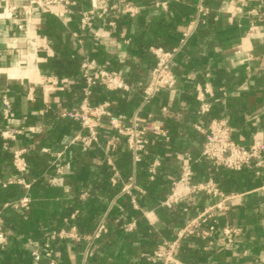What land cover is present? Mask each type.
Here are the masks:
<instances>
[{
  "label": "crops",
  "instance_id": "crops-1",
  "mask_svg": "<svg viewBox=\"0 0 264 264\" xmlns=\"http://www.w3.org/2000/svg\"><path fill=\"white\" fill-rule=\"evenodd\" d=\"M74 1H76V5L69 7L63 17L35 9L27 20L28 36H25L17 25L21 19L22 7L28 1L0 0V14L4 10H7L6 14H9L11 8H16L12 17H0V112L1 98L6 95L12 103L13 120L10 127L23 131L16 139L11 140L16 144L13 151L22 148L27 150L30 139L18 141V138L25 135L30 127L34 128L32 120H29L30 117L46 113L48 110H54L61 116L64 111H69L63 107L61 92L73 88L74 78L60 77L54 74L48 64L49 59L54 58L56 54L64 53L67 41H71L84 58L91 57L90 53L94 57L101 55V58L105 59V65H109L114 60L119 67L116 71H119L123 76L129 75L131 72L136 76V73L141 71L139 76L142 77L147 73V79L150 78L155 62L150 49L155 46H151L148 50L150 57L147 61L137 59L132 54L136 47L133 38L147 37L150 34V31L143 30L139 35L141 21L145 15L148 16L143 13L145 9L143 3L139 0H127L140 7L138 14L130 16L123 14L121 9L112 10L108 14L109 16L97 18L93 26L81 35L79 27L81 12L90 7L91 0ZM164 1H167V9H161L168 12V18L170 16L172 20H176L182 14L191 16L184 31L192 32L188 37L190 43L186 45V42L184 46L188 59L185 58L184 61L175 63V71L179 77L177 87L171 91L160 93V96L153 99L142 110V116L148 113L154 114L168 130L169 135L182 144L184 154L168 152V155L170 154L172 160L179 164H182L187 156L198 161L201 160L205 133L199 127L204 130L210 121L205 118V115L198 114L199 106L195 99V92L197 85L204 87L206 83L210 84L213 91V97L208 96V98L212 103L211 109L214 111L215 104L220 100L226 103L228 97L233 95L243 98V124L232 127L234 140L243 146H249L254 140L264 143V16L249 13L252 10L259 14L263 12L264 0H246L245 13L238 16H232V11L238 0ZM169 3H174V7L170 9ZM200 3L208 9V14L199 17L198 5ZM53 16L58 18L63 26L59 34L51 33L47 28L49 19ZM208 17L212 19L209 24ZM30 38L36 41L39 50L38 68L33 70L26 66L27 43ZM223 39L229 43L228 46L223 44ZM220 71L230 74L228 80L231 84L229 90L220 88V91H223L222 99L216 95L213 86L214 78ZM141 77L136 82L140 83ZM134 91L137 92L136 89ZM134 91H123L122 93L128 95ZM31 94L33 100L29 98ZM138 95L140 96L139 92ZM163 107L167 108L165 112H162ZM224 109L226 112L227 107ZM224 111L220 115L223 119L228 120ZM35 128L37 131L48 133L53 125L52 123H40ZM108 130L109 126L105 122L101 127V132L106 133ZM80 134L83 132H76L64 145L57 144V142L54 146L41 144V153L50 154L53 159L45 173L39 178L29 176V168L25 173H19L16 170L18 174L16 179L5 173L6 177L3 176L4 174L0 176V187L8 190L11 185L16 183V188L19 187L21 190V192L16 190V197L5 200L3 210L12 207L11 210H7L8 215L24 212L25 209H16L13 206V203L23 197H29L30 203L38 201L30 192L37 179L44 182L52 181L58 185H62L66 179H69L76 161L68 162L67 150L71 140ZM112 135L113 133L110 134L107 141ZM56 138L53 136L52 143ZM44 149H48L49 152ZM61 151L64 152V155L57 159L55 154ZM107 162L112 166V169L117 170L111 154L107 156ZM155 162L158 163L157 168L161 161L156 159ZM133 167L134 173L131 181L135 183L134 161ZM257 176L260 177V186L241 193L231 192L236 193L238 197L228 201L226 209L216 212L217 228L211 237L214 241L213 244L209 245L202 239H185L176 253L180 261L184 264H264V176H261L260 172ZM21 180L29 186L21 183ZM136 187L142 190L141 192L136 189L139 193H145L143 188L137 185ZM86 196V192L81 193V198ZM214 198L215 200H212L215 202L206 204L204 209L220 201V198ZM0 212L2 211L0 210ZM144 214L151 225H157L158 216L154 210L146 211ZM227 225L242 229V233L230 242L222 241L223 228ZM165 240L167 239H163V241ZM209 250H212L210 255L206 252Z\"/></svg>",
  "mask_w": 264,
  "mask_h": 264
},
{
  "label": "trees",
  "instance_id": "trees-1",
  "mask_svg": "<svg viewBox=\"0 0 264 264\" xmlns=\"http://www.w3.org/2000/svg\"><path fill=\"white\" fill-rule=\"evenodd\" d=\"M139 1L145 6L143 13L148 14L141 21L139 35L143 30L150 31V34L147 37L133 38L136 47L132 54L137 59L147 61L150 57L148 50L151 46L162 47L166 50L179 47L184 37V29L191 20V16L182 14L176 20H172L170 16L168 18V12L156 7L155 0ZM173 5L174 3H169V8L174 7ZM209 17L207 18L208 24L212 21ZM62 27L58 18L50 17L47 28L51 33L59 34ZM189 41L190 39L186 45L190 43ZM223 44L229 45L225 39H223ZM72 46V42L67 41L64 53L56 54L48 61L49 69L54 74L60 77L74 78L73 88L61 92L63 107L67 110L75 109L82 102L85 98L84 88L86 87V80L81 72V65L85 58L75 48V45ZM184 46L175 55L174 69H176V62L188 59ZM90 54L92 56L89 58L94 59L99 67L119 69L114 60L109 65H105V59L101 58V55L94 57L92 53ZM140 73L141 71H138L135 76L131 72L129 75L123 76L129 85L136 88L137 92L134 91L128 95H124L122 91L112 93L108 92L104 86L95 84L91 87L90 101L95 104L108 100L113 114L131 117L142 102L138 92L142 91L148 81L147 73L142 77L139 76ZM229 76L230 74L220 71L214 78L215 93L221 99L223 91H220V88L223 87L225 90L231 88ZM140 77L142 81L136 82ZM226 79L227 81H224ZM243 105V98L233 95L228 97L226 103H223L222 100L217 102L215 111L211 109L205 114V118L209 121L223 119L220 114L227 107L224 112L229 118L228 122L231 127H237L238 124H243ZM29 120H32L34 128L40 123H52L53 125L48 133L30 127L25 135L18 138V141L30 139L24 155L29 168L28 175L39 178L45 173L53 159L50 154L41 153V144L54 146L57 142V144L64 145L76 132L82 131L85 134V131L82 130L79 121L68 116L62 117L54 110H48L43 114L39 113L33 118L30 117ZM5 125L6 121L0 112V176L5 173L16 179L18 174L13 166V150L16 144L14 141L2 137ZM112 133L111 129L106 133L101 132L98 142L93 143L86 150H83L80 143L70 145L67 150V160L68 162L76 161V165H73L74 168H72L69 179H66L62 185L37 179L30 192L38 201H31L28 209H25L21 214L8 215L7 210H11L12 207L3 210L5 200L16 197V190L19 191L20 188H16V183H14L15 186L11 185L8 190L0 187V210L9 242L5 249L0 248V264H34L31 248L37 244L42 247L46 241L50 242L56 252L57 264H162L159 261L149 260L147 255H152L163 239H172L173 235L197 216L206 204L215 202L212 200H215L214 197L203 193L170 208L161 205V202L169 196L172 183L178 179L182 169V164L173 161L168 152L184 154V148L180 141L175 140L172 135H169L167 141L161 136L149 132V144L142 152L141 160L135 163L134 185L145 190L144 194L139 193L136 189L132 192L139 207L136 209L131 201V196L121 193L123 184L113 185L111 182L115 171L107 162L104 147ZM53 136L57 137L54 143H52ZM4 147L5 149H3ZM109 154L113 156L122 180L125 183L130 182L134 173L133 156L124 137H120ZM156 159H159L161 163L155 172L151 173L150 168ZM194 170L193 181L195 183L212 180L218 189L227 194L245 192L261 184L260 177L257 176L254 168L232 170L222 166L217 167L205 157L194 164ZM259 172L261 176H264V166L259 169ZM5 174L3 176L6 177ZM151 177L153 179H150ZM82 192L87 193L85 198H81ZM149 210H154L158 216L156 226L151 225L145 217L144 213ZM102 219L105 220L108 231L89 247L85 260L87 241L84 238L80 241L50 239L53 231L68 230L71 227H75L77 232L84 237L91 234ZM131 221H135L136 228L126 231L124 225ZM193 238L201 240L194 236L188 237V239ZM206 252L210 255L212 250ZM38 264L50 263L43 256Z\"/></svg>",
  "mask_w": 264,
  "mask_h": 264
},
{
  "label": "built area",
  "instance_id": "built-area-1",
  "mask_svg": "<svg viewBox=\"0 0 264 264\" xmlns=\"http://www.w3.org/2000/svg\"><path fill=\"white\" fill-rule=\"evenodd\" d=\"M27 1L28 3L22 7L21 19L17 25L18 29L25 36H28L27 20L32 16L35 9L46 11L57 17H63L69 7L76 5V1L74 0ZM112 1L113 0H91L90 7L81 12L79 25L81 35L86 33L93 26L97 18L105 17L112 10L121 9L123 14L130 16H134L140 11V7L131 1L115 0L113 3ZM237 2V5L232 11V16L245 13L246 0H238ZM155 5L162 9H167V1L164 0H155ZM15 10V7L11 8L9 14H6L7 10H4V12L0 14V17H12V13ZM249 13L264 16V11L259 14L252 10L249 11ZM206 14H208V9L200 3L198 5L199 17L205 16ZM191 33L192 32L189 31L185 32L180 46L173 50H166L162 47H151L150 50L155 62L150 73V78L140 92V97L142 98L141 105L131 117H127L123 114H113L110 110V102L108 100L95 104L90 101L91 87L95 84L104 86L108 92L112 93L118 91H134L136 88L129 85L119 71L99 67L94 59L85 58L81 65L82 76L86 80V87L84 88L85 98L75 109L62 113L64 117L68 116L79 121L82 130L85 131V134L75 136L71 140L70 145L80 143L83 150L90 148L93 143L98 142L101 127L105 122L113 132L112 137L109 138L104 147L107 156H109L110 150L114 144L120 140V137L125 138L127 147L132 153L134 163L141 160V154L149 144V132H153L168 141V130L164 128L154 114L148 113L142 116V110L160 93L171 91L177 87L179 77L173 67L174 58L182 46L186 44ZM75 35L78 36V34ZM27 44L28 52L26 56V66L37 69L39 62L38 45L33 38H30ZM224 94L226 93L224 92ZM208 96L213 97V91L209 83H206L204 87L202 85L196 86L195 99L199 106L198 114L201 116L210 112L212 108V103L209 101ZM29 98L33 100L32 94ZM1 102V113L6 121L5 128L2 131V137L6 140L16 139L23 131L15 130L10 127L13 120L12 103L6 95L1 98ZM166 110V107L162 108V112ZM199 129L205 133V142L202 146L201 158L205 157L211 160L217 167L222 166L232 170L254 168L256 169V173L259 174V169L264 166V143L262 141L254 140L249 146L238 144L233 138V129L227 119H212L204 130L202 127H199ZM44 151L49 152L48 149H44ZM25 153L26 150L23 148L14 151L13 164L19 173H25L28 169V164L24 157ZM55 155L57 159H60L64 155V152L61 151ZM197 161L198 160L189 156L184 159L180 176L173 181L171 192L167 199L161 202V205L170 208L188 201L197 194L203 193L220 198V201L213 206L203 209L183 228L177 231L174 239L163 241L152 255H147V258L153 262L159 261L162 264H184L177 258L176 253L182 242L191 236L205 240L209 245H212L214 241L211 237L217 228L216 212L226 209L227 202L238 197L236 193L225 194L218 189L212 180L195 183L193 181L195 174L194 163ZM157 165V162L153 164L150 168L151 173L155 172ZM114 171V175L111 177L112 184L122 183L123 188L121 193L130 195L134 207L138 209L139 207L132 192L134 189L140 190L141 192L142 190L138 189L132 181L128 183L122 181L119 172L116 169H114ZM20 182L27 187L29 186L25 184L23 180ZM29 203L30 198L23 197L18 202L13 203V206L16 209H28ZM135 225V221H132L124 225V228L126 231H132ZM107 231L108 228L105 220L102 219L95 230L84 237L77 232L75 227H71L68 230L62 229L60 231H53L50 235V239L80 241L84 238L87 241L84 255L85 260L89 247L99 239L102 234L107 233ZM241 233V228L227 225L223 228L224 237L222 241L230 242ZM8 243V233L4 228V222L0 212V248L5 249ZM30 251L34 264H38L43 256L49 260L50 264H57L58 262L56 252L49 241H46L42 247L38 244L33 246Z\"/></svg>",
  "mask_w": 264,
  "mask_h": 264
},
{
  "label": "bare ground",
  "instance_id": "bare-ground-1",
  "mask_svg": "<svg viewBox=\"0 0 264 264\" xmlns=\"http://www.w3.org/2000/svg\"><path fill=\"white\" fill-rule=\"evenodd\" d=\"M33 70V69H32Z\"/></svg>",
  "mask_w": 264,
  "mask_h": 264
}]
</instances>
